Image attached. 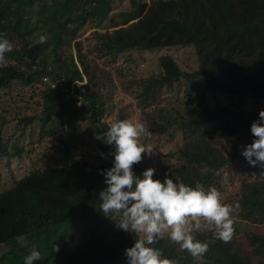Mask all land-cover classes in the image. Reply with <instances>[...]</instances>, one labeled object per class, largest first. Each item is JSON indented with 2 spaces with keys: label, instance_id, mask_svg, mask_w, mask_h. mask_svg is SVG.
<instances>
[{
  "label": "trees",
  "instance_id": "16d2710c",
  "mask_svg": "<svg viewBox=\"0 0 264 264\" xmlns=\"http://www.w3.org/2000/svg\"><path fill=\"white\" fill-rule=\"evenodd\" d=\"M122 1L0 0V36L13 44L7 66L0 67V90L22 86L32 90L33 99L43 77L56 86L86 77L83 92L78 95L76 90L66 101L58 88L47 85L39 91V102L32 100L35 109L16 107L11 119L0 116V157L8 163L28 160L26 174L13 175L11 183L0 187V264H23L33 247L42 256L36 264H128L125 250L134 246L136 237L117 229L96 208L97 194L106 187L101 172L114 162V146L105 143L104 133L113 122L134 121V113L152 133L141 143L153 150L134 166L137 176L154 168L153 178L161 182L167 174L178 184L214 187L224 204L239 205L235 218L264 226V167L251 166L242 155V146L254 139L251 125L264 110V104L252 110L264 102V0H127L130 4L121 7ZM86 27L95 44L84 54L76 40ZM41 36L46 38L43 44ZM180 47L194 51L192 73L165 53ZM132 51L161 53L152 61L157 72L130 81L117 69L133 109L128 108L131 104L114 109L108 91L117 87L102 75L96 61L108 58L115 63ZM207 94L215 99L226 96L231 104L212 108ZM114 112L116 120L107 122ZM10 120L22 128L5 142L1 133ZM34 124L39 137L31 146L51 139L57 143L55 151L21 145ZM92 140L103 153L98 161L80 153ZM168 141L174 146L163 153L161 144ZM235 170L246 175L238 185ZM228 188L239 190L233 199L224 200ZM99 216L106 219L99 222ZM195 236L209 240L205 258L215 245L229 264H259L211 232ZM78 238L81 245L72 246ZM13 241L20 244L19 250L2 249ZM55 244L59 253H52ZM153 247L176 264H195L196 258L170 245L166 236Z\"/></svg>",
  "mask_w": 264,
  "mask_h": 264
},
{
  "label": "clouds",
  "instance_id": "9594fccd",
  "mask_svg": "<svg viewBox=\"0 0 264 264\" xmlns=\"http://www.w3.org/2000/svg\"><path fill=\"white\" fill-rule=\"evenodd\" d=\"M45 42L46 38L41 36L39 43ZM12 51L13 44L6 35L0 36V67L7 66L6 54ZM72 84L68 86L61 81L54 87L62 94L63 101L76 96L77 89ZM251 133L253 142L242 146V155L251 166L264 167V110L252 123ZM151 135L141 121L120 120L108 127L105 143L114 146V162L113 167L101 172L106 187L97 194L96 209L114 221L117 229L136 237L134 246L125 250L128 264H176L174 260L162 258V251L153 247L165 236L182 251L202 259L208 244L198 240L195 234L210 231L215 239L229 243L235 234L233 213L239 205L224 204L222 194L214 187L206 190L200 183L195 187L178 184L167 174L163 182L154 179V168L137 176L134 166L145 155L153 154L151 145L141 143L142 138ZM59 251V245L55 244L52 253ZM41 259V252L33 247L23 258V264H36Z\"/></svg>",
  "mask_w": 264,
  "mask_h": 264
},
{
  "label": "rangeland",
  "instance_id": "374dc122",
  "mask_svg": "<svg viewBox=\"0 0 264 264\" xmlns=\"http://www.w3.org/2000/svg\"><path fill=\"white\" fill-rule=\"evenodd\" d=\"M127 1V0H126ZM122 1L121 7L125 5V3L130 4L129 1ZM149 2V0H146ZM55 20H57L56 17H54ZM83 31V32H82ZM82 32V35L80 38L76 40L80 44L79 48L82 50V53L86 54L92 51L95 39L93 37L92 30L89 27L83 28L79 33ZM103 33V31H100ZM71 50L73 55H75V48H74V42L70 43ZM165 52V51H164ZM168 55L175 58L177 64L179 67L188 73H192L196 69V59L193 49L191 47H185V48H175L173 50L165 52ZM161 54V53H159ZM159 54L155 53H141L137 51H132V53H129L127 56H119L115 63H111L108 58L103 60H97V66L99 70L101 71L102 75L104 77H107L109 80H111L114 85L117 87L115 92L112 93V90H109V96L111 97V101L115 104L113 106L114 109H118L121 107L122 104H131V106H128V108L131 110L133 109V102L129 97L128 92H124L121 88V83L123 80L119 79V76L117 75L116 71L117 69L123 70V74L126 79H131L130 81L134 80H140L145 77H149L152 74H155L157 71V67L152 62L155 58L159 56ZM163 54V52H162ZM122 74V75H123ZM46 79V78H45ZM82 82H78V80L73 81V84L71 87L74 89H77L79 92H83V84L86 82V77L82 78ZM51 78H47V80H44V77L41 80V83H38V85L35 87L37 91V97L30 99L32 96V90L23 88L22 86H17L14 88H10L8 90H0V116L7 117V119H11L16 111V107H18L20 110H25L24 108H29L32 106V108H36V105L32 103V100H35L36 102H39V96L40 92L44 90V88H47L49 85L50 88H54L56 84L50 83ZM50 83V84H49ZM48 87V88H49ZM135 90V89H134ZM207 102L211 105V107H215L218 104L222 106H229L231 104V101L226 96H218L216 99L214 98L213 94H207L205 97ZM121 102V103H120ZM258 104L256 106H253L252 110H261L262 105ZM264 109V108H263ZM116 112V111H115ZM112 113L110 117L107 118V122H111L116 120V114ZM27 114H30L27 111ZM134 117V121L138 120V113L132 114ZM56 118V117H54ZM37 121V120H36ZM37 124L33 125V130L31 133H28L21 138V145L25 146L27 149L32 151H45V149H51V151H55L57 149V143L52 142L51 139L43 140L40 144H34L31 146V143H36L39 134L37 129ZM21 126L18 125L16 122L9 121L8 125L5 126V128L2 130V138H4L5 142H7L10 137L17 135L21 131ZM31 134V135H30ZM161 145L165 146V149L162 150L163 153L170 150L174 145L171 141L162 143ZM81 154H88L90 157L93 158V160H97V156L101 157L100 150L97 148V144L95 140L90 141L86 146L80 150ZM95 157V158H94ZM34 161L35 158H34ZM12 164V165H11ZM52 164V161L50 162ZM27 167H28V160L23 159L21 161L14 160L13 163H8V160L4 157H0V187L4 188L8 185V183H11L12 178L15 176L16 178H20L22 175L27 173ZM233 178L234 182H237L238 185V179L246 178V175H243L240 171H233ZM14 175V176H13ZM228 180L225 181L227 183ZM222 186V184H221ZM227 188V187H226ZM238 188L230 189L228 188L226 191V197L223 198L224 200H230L233 199L237 192ZM106 218L104 216L97 217V221H104ZM108 219V218H107ZM234 219V227H235V234L233 239L229 243H225V245L232 247L233 249H239L245 254L246 256L250 257L251 260L255 261V263L263 264L264 261V226L262 225H252L247 222H244L242 220H238L233 216ZM107 221V220H106ZM203 233L207 234L210 231H202ZM201 233V232H200ZM128 238L126 237V240H129V235L127 234ZM167 241L171 245L172 242L168 240V237L166 236ZM206 243H209V240H207ZM81 245V242L78 239L74 240L72 242V246L75 247V245ZM20 244L16 241H13L5 246L2 247V249H7L8 247H15L19 250ZM211 251L208 258H205V256L202 259H196L195 264H229V261L222 255L218 254V248L215 245L211 246ZM217 248V249H216Z\"/></svg>",
  "mask_w": 264,
  "mask_h": 264
}]
</instances>
